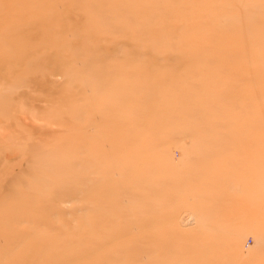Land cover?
<instances>
[{
  "label": "rangeland",
  "instance_id": "obj_1",
  "mask_svg": "<svg viewBox=\"0 0 264 264\" xmlns=\"http://www.w3.org/2000/svg\"><path fill=\"white\" fill-rule=\"evenodd\" d=\"M64 1L73 15L63 24L78 27L69 41L85 44L78 119L65 125L76 150L44 157L17 144L40 142L42 125L47 141L66 133L43 109L75 81L50 68L21 103L24 87L0 82L1 97L10 90L0 97V198L14 183L50 186L31 220L0 218L15 226L0 240L6 264H113L126 236L143 264H264V0Z\"/></svg>",
  "mask_w": 264,
  "mask_h": 264
},
{
  "label": "bare ground",
  "instance_id": "obj_2",
  "mask_svg": "<svg viewBox=\"0 0 264 264\" xmlns=\"http://www.w3.org/2000/svg\"><path fill=\"white\" fill-rule=\"evenodd\" d=\"M44 1L45 0H0V82L3 83V85L8 86L10 90L15 87H24L21 95H23L25 100H20L21 103L28 100L30 97V89H32L35 85L38 86L33 88V90L39 89L40 86L43 87L46 85L45 83H47V79L44 78V76L47 75L50 68L52 70L58 69L65 74L67 78L65 84L70 80L75 81L74 84H71L72 86L68 85V87L66 86L62 88V93L61 95H58V99L56 96H53L50 99L51 103L53 102V104L49 106L50 109L48 106H44L46 112L45 109H43V112L46 113V115H52L58 118L67 134L65 133L63 136H58L54 141H47L44 138L45 125H42L41 127H38L40 132V136L38 137H41L40 142L35 144L33 142L18 141L17 143H20L26 151H29L30 149H33L37 146L38 153L45 152L44 157H46V155L49 153L53 154V152L58 153V155L60 154L62 157L63 152L64 154L66 150H72L74 152L77 146L74 145L77 144L76 132L73 129L68 130V126L66 129L65 125H69L70 127L74 128L78 119V114H76L77 105L74 92L79 81L75 77L77 63L76 51L77 49H85L83 48L85 47V44L83 42L84 40L82 39V35H79L77 39L72 40L73 42L71 43V40L69 41V32L74 33L72 31H74V28L78 29V27L74 24H63L64 22L66 23L68 18H71L73 15V13L70 12L72 11L71 8H73L71 2L67 3L64 0H48L49 5H47L48 7L45 9L40 3H43ZM59 3H62L63 6H65L64 12H59ZM79 13L82 12L80 11ZM5 23H7L8 26L5 29H2V25ZM78 38L81 40H78ZM38 42L42 43L36 45ZM101 50H103V47H101ZM68 58L72 60H67ZM47 60L53 63L48 65L46 64ZM10 90H8L6 94H3V97L0 95L1 98H4L2 99L3 101L10 100L7 97ZM68 90H70V92H67ZM41 92H43L42 94L45 95H40L36 97V99L45 101L46 97L47 99L49 98V95L46 92L43 90H41ZM35 96L37 95L34 94L33 97L35 98ZM40 100L38 102H41ZM58 100L64 103V108L60 107ZM34 102H36V100ZM56 102L57 107L54 105ZM33 107L35 108L34 105ZM47 110H49V113H47ZM61 113H63V115ZM40 115L45 116V114H40V112L35 116L38 118ZM7 118L8 111L2 106V103H0V126H2V123H5ZM66 130H68V132ZM3 139H5V137H0V142ZM27 139H30V137ZM113 139H116V137ZM8 142H6L4 146L8 147L10 150V146L7 145ZM123 144L124 145H120L117 142L116 144H113V147H115L119 153H127L128 144L124 142ZM46 162L48 161L46 160ZM134 165L139 167V164L136 161H134ZM132 166L133 162L130 160L126 162V167H128V169H131ZM36 167L39 173H44V171H41L40 165ZM123 172L124 169H120V174L122 177L126 176V174ZM35 173L36 172L34 171V174ZM39 173L37 172V175H39ZM27 174H29V177H34V174H31V172ZM1 179L2 176L0 177V180ZM11 188H14L13 192L7 190L2 193V198H0V218H6L5 221L8 220V217L29 221V219L31 220L34 217L30 211H35L40 203L48 201L47 197L49 194L47 193V190L50 188V186L46 183H44L42 186L28 187H19L17 183H14ZM68 192L72 193L73 191L70 190ZM13 193L18 196H15L16 198H14ZM66 194L67 193L64 191V188L59 192L60 198L66 197ZM35 196L37 199L33 200L32 197ZM11 201L14 202L12 204H8ZM26 210L29 211L28 214ZM25 216L27 217L26 219L24 218ZM21 225L22 224H20V226ZM13 229H15L13 224H8L7 222L5 224H1L0 222V240L4 235L10 234ZM123 239H127L131 242L130 247L119 252L115 258L113 255L111 257L109 256L108 262L113 264H143V250L141 246L137 245L136 238L133 236H126ZM114 249L115 246L110 244L108 251H111V253L114 254ZM0 264H6V259L1 255V245ZM7 264H11V261L8 258Z\"/></svg>",
  "mask_w": 264,
  "mask_h": 264
}]
</instances>
